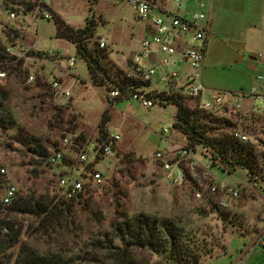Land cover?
<instances>
[{"label": "rangeland", "instance_id": "obj_1", "mask_svg": "<svg viewBox=\"0 0 264 264\" xmlns=\"http://www.w3.org/2000/svg\"><path fill=\"white\" fill-rule=\"evenodd\" d=\"M49 3L51 19H40L37 12H34L24 18L27 28L18 29L11 28L8 19L7 8L12 4L0 0V45L11 47L12 41L25 48L34 45L38 50L61 52L52 74L51 66L46 62L23 60L20 64L16 62L8 67V78L0 80V115L3 114L6 120L12 121L5 123L6 128L0 124V167H6L5 179L14 183L19 192L37 197L49 193L59 198L62 196L57 184L59 175L65 173V165L76 159L78 145L82 140L90 139L88 160L104 172L106 183L91 186L83 197L75 200L73 213L66 217L64 215L62 223L49 231L41 227L39 220L26 215L20 216L25 227L20 242L14 248L15 253L19 252L22 243L41 252L61 249L66 255L82 253L92 239L101 238V234L110 231L113 222L122 220L123 215L134 216L145 212L182 220L203 233L212 234L211 240L216 239L220 247L214 249L212 256L204 257L201 264H232L246 249L241 232L254 230L255 219L264 215V199L261 200L264 198V191L249 185L245 170L238 169L235 173L228 174L217 166L214 168L216 175L238 181L241 188L240 197L228 198L233 221H223L213 212L202 211L206 198L212 197L217 201L223 193L214 195L206 190L204 198L200 199L195 193V189L199 187L195 181L189 180L181 186H172L164 180L160 161L155 154H143L136 150V147L149 142H154L163 152L173 145L181 144L172 154L188 144L176 128L165 135L162 133L166 123L176 120L175 105L156 103L153 107L145 108L136 101H131L132 115L137 124L124 118L120 105L113 106L109 111L106 128L109 134H121L118 154L114 158L100 153L96 155L95 149H99L102 143L99 130L92 133L80 120V115L74 112V107L80 106L82 113L90 116V122L95 123L100 118L102 109L107 107V98L103 87L93 84L87 62L77 54L76 45L70 40L57 37L55 18H61L77 29L93 20L94 36L90 45L97 47L99 38L105 37L109 59L125 72L131 70L132 55L141 49L147 22L136 18L133 9L118 0H50ZM70 57H75L76 64L69 68ZM59 63L61 66H58ZM218 71L216 80H210L211 85L202 77L209 90H249L240 86L230 68H219ZM29 73L36 75L35 82L27 83L25 77ZM55 77L68 79L71 90L74 87L71 100L53 89L51 83ZM73 78H76L74 84L71 83ZM44 82H47L46 87ZM150 88L162 91L169 86L153 83ZM207 95L205 92L204 97H209L210 94ZM254 101L258 107L262 106L260 99ZM254 109L264 116L263 110L256 107ZM242 113L244 112H239ZM232 114L230 110L221 113L227 117H233ZM242 122L243 120H239V124ZM132 129L137 134H133ZM18 130H23L36 144L47 148L49 157L61 147L63 138L69 134L79 132L83 137L78 141L73 140L72 145L64 149L66 157L62 162L53 164L48 160L43 161L29 146L14 140L13 136ZM255 136L256 134L250 138L254 140ZM203 188L206 189L204 186Z\"/></svg>", "mask_w": 264, "mask_h": 264}, {"label": "trees", "instance_id": "obj_2", "mask_svg": "<svg viewBox=\"0 0 264 264\" xmlns=\"http://www.w3.org/2000/svg\"><path fill=\"white\" fill-rule=\"evenodd\" d=\"M5 1L6 4L32 8L25 0ZM55 19L57 37L76 45L77 54L87 62L94 85L103 87L110 83L112 87L123 90L131 86H143L142 81L116 67L109 59L106 47H100L99 42L97 47L90 45L94 36L93 20L77 29L61 18ZM4 47L0 45V58L7 62L5 67L8 68L13 62L11 57L1 51ZM30 53L37 52L32 50ZM38 54L42 55V52ZM43 85L46 87L47 82ZM152 96L158 100L157 103L176 106L174 128L187 137L189 147H193L201 156L210 157L213 166L225 173L245 170L248 181L264 191V116L255 112L253 106L244 109L242 114L235 112L232 107L222 112L207 111L200 108L198 100L172 87L152 93ZM123 99L117 98L110 102L115 104ZM228 110L233 113V117L221 115ZM109 111L110 108H107L103 112L98 126L101 141L109 135L106 128ZM239 120H243L242 124H239ZM6 122L12 123L1 114L0 124L4 128L7 127ZM238 132L249 134V139L242 140ZM254 134L253 140L250 136ZM13 137L29 146L43 161L50 162L48 149L36 144L23 130H18ZM80 137H83L82 134ZM5 184V177L0 175V195ZM205 203L202 211L213 212L223 221H233L231 208L219 206L212 197L206 198ZM74 209L75 200L68 201L49 193L37 197L18 191L9 204H4L0 198V264H201L204 257L212 256L214 249L220 247L215 238L216 241L211 240L212 234L203 233L182 220L141 212L134 216L123 215L122 220L114 221L112 229L101 234V238L92 239L82 253L66 255L61 249L41 252L27 243H22L19 252L15 253L14 248L20 242L25 227L20 216L39 220L41 227L49 231L62 223L64 215L72 214Z\"/></svg>", "mask_w": 264, "mask_h": 264}, {"label": "built area", "instance_id": "obj_3", "mask_svg": "<svg viewBox=\"0 0 264 264\" xmlns=\"http://www.w3.org/2000/svg\"><path fill=\"white\" fill-rule=\"evenodd\" d=\"M32 6L27 9L22 5L12 4L7 8L8 19L11 22L10 27L26 29L24 18L31 13L37 12V17L51 19L52 12L50 0H25ZM121 3L130 6L139 20L148 24L147 34L141 40L140 51L134 53L131 58V70L127 75L143 82V86L128 87L125 90L120 87H112L106 83V97L109 101L117 98L134 100L145 108L153 107L158 100L152 96V93L161 92L152 90L153 83L163 84L174 89H183V93L189 98L199 101L200 108L207 111H222L229 105L235 112H244L242 101L245 99H260L262 101L261 109L264 111V71L258 72L255 76L256 85L249 90L238 92H227L222 90H212L209 97H204L208 91L202 79V69L205 61L204 49L197 45H188L187 38L191 37L195 41L206 42L209 35V22L207 3L199 0L196 8L188 11V0H118ZM187 13L189 15H187ZM99 46L107 47V39L100 37ZM12 46H5L1 50L6 56L12 58V62L19 61H39L46 62L51 66L50 73L57 66V58L61 57L59 51H43L35 49L34 45L25 48L12 42ZM38 39L35 40V44ZM32 47V48H31ZM34 50L36 54L30 52ZM38 52H42L39 55ZM179 53L181 58L188 64L189 70L182 75L179 70L169 69L173 63L172 56ZM7 62L0 58V80L9 76V70L5 67ZM76 64L75 57H70L69 68ZM27 83L36 81V75L29 73L26 75ZM71 83H76V78ZM147 84V85H146ZM54 90L60 92L62 96L72 99L71 85L63 79L56 78L51 83ZM210 91V90H209ZM255 107L253 110L255 111ZM175 121H169L162 128L163 135L174 128ZM79 132H74L64 137L61 147L50 157V163L57 164L65 159L64 149L70 147L73 140H81ZM237 135L244 141L249 139V134L238 132ZM121 140L120 133H110L100 145L96 147V155L104 154L114 158L117 156L118 143ZM90 139L82 140L78 145L79 152L76 159L65 165L63 174L57 179L58 188L61 191V197L65 200H77L83 197L91 186H100L106 183L104 172L96 168L95 164L89 162L88 146ZM155 157L160 161L162 175L166 182L172 186H181L189 180L195 181L199 187L195 189L196 196L204 198L205 192L211 194L223 193V196L217 200L219 206L228 208L230 202L228 198L236 199L241 195V188L238 181H231L216 175L213 162L210 157L201 156L193 147L188 145L172 153L168 157L167 152L156 151ZM0 175L7 177L6 167H0ZM203 186L206 188L204 189ZM18 193L17 186L6 180L5 188L2 190L0 198L4 204L13 201ZM264 245V237L262 238Z\"/></svg>", "mask_w": 264, "mask_h": 264}, {"label": "crops", "instance_id": "obj_4", "mask_svg": "<svg viewBox=\"0 0 264 264\" xmlns=\"http://www.w3.org/2000/svg\"><path fill=\"white\" fill-rule=\"evenodd\" d=\"M198 1L188 0L189 12L196 8ZM204 1L207 3L206 9L210 24L208 38L206 42L195 41L191 37L187 38L188 45H197L204 49L203 79L205 77L206 82L211 85L210 80H216L219 68H230L233 70L234 77L240 82V86L250 89L257 84L255 81L256 74L264 71V0ZM189 14L187 13V15ZM172 59L173 63L168 66L169 69L179 70L182 75L190 69L179 53L174 54ZM58 66H61L60 63ZM67 80L65 82H68ZM211 91L208 89L207 94L209 95ZM254 100L256 99H245L242 102L244 108L252 105L258 107ZM131 101L134 100L123 99L112 104L107 98V107L102 109L100 118L95 123L90 122V116L82 113L80 106H72L75 108L74 112L80 115V120L84 125L89 127L92 133H96L99 130L98 126L102 120L103 112L107 108H110L111 112V108L115 105H120L123 108L121 111H124V118L137 124L132 115L131 107L133 106ZM161 117L164 118L163 115ZM132 132L137 134L134 129H132ZM183 140L187 141V137L184 135ZM180 145H173L170 149H166L167 156L170 157L171 152L178 149ZM136 150L143 154H154L156 151H161L154 142L136 147ZM249 185H252V183ZM263 199L262 197L261 200ZM253 226H255L254 230L250 229V232H241L245 239L246 249L240 253L232 264H264V245L262 243V238L264 237V215L256 218ZM247 239H249V243Z\"/></svg>", "mask_w": 264, "mask_h": 264}, {"label": "water", "instance_id": "obj_5", "mask_svg": "<svg viewBox=\"0 0 264 264\" xmlns=\"http://www.w3.org/2000/svg\"><path fill=\"white\" fill-rule=\"evenodd\" d=\"M183 91V89H181Z\"/></svg>", "mask_w": 264, "mask_h": 264}]
</instances>
